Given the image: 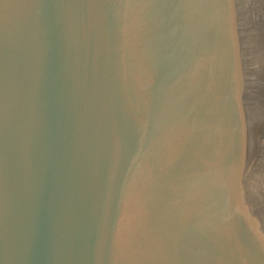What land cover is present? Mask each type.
Masks as SVG:
<instances>
[{
  "label": "water",
  "instance_id": "95a60500",
  "mask_svg": "<svg viewBox=\"0 0 264 264\" xmlns=\"http://www.w3.org/2000/svg\"><path fill=\"white\" fill-rule=\"evenodd\" d=\"M0 264H264V0H0Z\"/></svg>",
  "mask_w": 264,
  "mask_h": 264
}]
</instances>
